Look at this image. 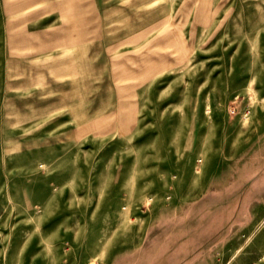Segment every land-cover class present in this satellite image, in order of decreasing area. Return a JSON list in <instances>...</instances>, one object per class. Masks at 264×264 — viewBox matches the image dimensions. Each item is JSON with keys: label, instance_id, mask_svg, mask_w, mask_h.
<instances>
[{"label": "rangeland", "instance_id": "rangeland-1", "mask_svg": "<svg viewBox=\"0 0 264 264\" xmlns=\"http://www.w3.org/2000/svg\"><path fill=\"white\" fill-rule=\"evenodd\" d=\"M24 1L0 0V264H122L264 131V0ZM260 227L228 264H264Z\"/></svg>", "mask_w": 264, "mask_h": 264}, {"label": "crops", "instance_id": "crops-1", "mask_svg": "<svg viewBox=\"0 0 264 264\" xmlns=\"http://www.w3.org/2000/svg\"><path fill=\"white\" fill-rule=\"evenodd\" d=\"M31 1L19 6L25 9ZM53 3L60 16H70V24L80 23L76 0ZM70 32L57 34L53 42L70 44ZM202 181L198 196L188 201L175 196L169 199L144 230L139 247L123 263L134 258L130 264H228L244 251L264 225V131L238 153H218ZM199 207L206 215L202 230L193 224L201 218Z\"/></svg>", "mask_w": 264, "mask_h": 264}]
</instances>
